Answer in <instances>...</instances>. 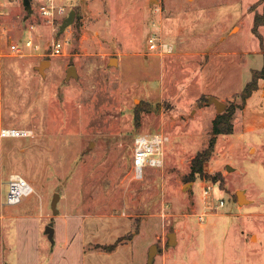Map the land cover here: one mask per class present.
Listing matches in <instances>:
<instances>
[{"label":"rangeland","instance_id":"374dc122","mask_svg":"<svg viewBox=\"0 0 264 264\" xmlns=\"http://www.w3.org/2000/svg\"><path fill=\"white\" fill-rule=\"evenodd\" d=\"M255 1L75 0L74 21L62 31L65 18L49 23L37 0L32 13L23 0H0V75L12 77L3 84L4 120L33 130L4 141L17 148L14 174L37 185L30 203L46 207L49 220L58 192L61 209L83 200L134 219L136 264H148L153 243L154 264H264V97H241L262 66L252 53L261 50L248 7ZM153 32L171 53L159 51V39L149 42ZM27 38L37 47L11 50ZM55 40L63 42L60 54ZM244 49L251 54L233 52ZM209 96L226 103L222 112L233 110L234 131L217 135L205 176L191 178V160L222 113ZM152 132L170 137L165 164L136 178L134 136ZM240 189L248 200L238 201Z\"/></svg>","mask_w":264,"mask_h":264},{"label":"crops","instance_id":"0c3cea01","mask_svg":"<svg viewBox=\"0 0 264 264\" xmlns=\"http://www.w3.org/2000/svg\"><path fill=\"white\" fill-rule=\"evenodd\" d=\"M252 5L250 3L248 7ZM262 9L263 6L258 7L259 11ZM235 23L242 29V22ZM260 32L264 35V26L260 27ZM233 52L237 55L251 54L249 49ZM252 53L261 55L263 65L260 46L259 49L254 48ZM14 78H17L16 75ZM11 79V76L0 75V129L16 123V120L11 123L4 120L8 107L2 100V90L5 82H11ZM256 92L264 97V79ZM11 143L5 142L4 137L0 136V264H136L134 240L141 234L134 229L136 221L100 212L106 209V205L86 204L82 200L75 205L78 210L68 206L61 209L58 206L60 196L57 213L53 210L54 216L47 220L46 207L31 204V194L21 205V201L19 204L6 203V199H2V191L14 174L9 162L10 157L17 152ZM33 186L39 192L37 185ZM108 207L111 208V205ZM72 219L77 221L73 226ZM48 225L53 227V240L47 232ZM129 231L131 237L120 239ZM111 244H115V247L107 249L106 246Z\"/></svg>","mask_w":264,"mask_h":264},{"label":"built area","instance_id":"2783aa9c","mask_svg":"<svg viewBox=\"0 0 264 264\" xmlns=\"http://www.w3.org/2000/svg\"><path fill=\"white\" fill-rule=\"evenodd\" d=\"M75 0H37V8L40 16L49 23L64 19L71 9V3ZM161 39L156 32L149 37V42L153 43ZM37 47L32 38H27L25 42L20 41L11 43V50L21 52L24 48ZM54 52L60 54L63 49V42L55 40L53 43ZM159 51L161 53H171L173 45L166 41L159 42ZM1 137H31L33 130L26 126H4L0 129ZM170 137L164 132L138 133L133 139V151L131 155V164L136 178L144 176L146 167L160 168L166 161V146ZM9 189L6 195V203L17 204L24 196L35 192L33 184L21 174H12L9 178ZM223 203V201H222Z\"/></svg>","mask_w":264,"mask_h":264},{"label":"trees","instance_id":"16d2710c","mask_svg":"<svg viewBox=\"0 0 264 264\" xmlns=\"http://www.w3.org/2000/svg\"><path fill=\"white\" fill-rule=\"evenodd\" d=\"M262 4L263 9L259 11L256 9L258 5ZM251 10H255L254 24L252 27L253 32L260 39L261 50L264 58V36L260 32V27L264 26V0H259L251 6ZM264 79V63L261 68H256L252 70V77L246 83L245 87L241 92V97L243 101H246L252 93L259 89L261 80ZM234 131L233 123V110L227 109L225 112L219 113L213 121L212 126V135L210 142L207 147L199 151L191 160L189 176L191 178L196 177L197 175L204 177L205 176V162L211 157L214 147L216 144L217 135L219 134H230ZM115 247V244L107 246V249H112Z\"/></svg>","mask_w":264,"mask_h":264},{"label":"water","instance_id":"95a60500","mask_svg":"<svg viewBox=\"0 0 264 264\" xmlns=\"http://www.w3.org/2000/svg\"><path fill=\"white\" fill-rule=\"evenodd\" d=\"M23 4L25 6V9L28 11V13H32L33 12V7H32V0H23ZM75 14H76V10L75 9H71L68 16L65 17V19L63 20V23L61 24V30L63 31L68 25L72 24L75 18ZM114 61H116V58H111L110 62L113 63ZM50 62L47 59H44L41 61V63L38 66L39 71L44 74V69L43 66L45 63ZM72 72H74V66H70L67 70V74L68 75H72ZM208 100L210 102H213L216 105V108L219 112H222L223 110H225L226 108V103L220 99H218L216 96H209ZM228 168H230V165L227 166ZM60 198V194L58 192H56L52 198L51 201V205L53 210H57V203L58 200ZM237 198L239 202H242L244 200H248L245 194L244 189H240L237 191ZM47 232L49 234V237L51 240H53V227L51 225L47 226ZM168 242L169 244L173 245L176 243L177 239H176V232L175 231H171L168 233ZM159 246L157 243H153L150 246V250H149V257H148V264H154V260L156 257V254L158 252Z\"/></svg>","mask_w":264,"mask_h":264}]
</instances>
